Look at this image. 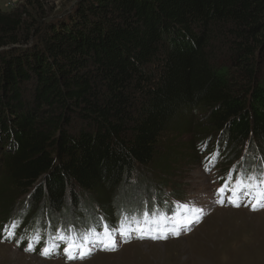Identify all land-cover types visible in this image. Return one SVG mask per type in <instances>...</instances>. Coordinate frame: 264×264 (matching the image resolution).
I'll return each instance as SVG.
<instances>
[{
  "label": "trees",
  "instance_id": "trees-1",
  "mask_svg": "<svg viewBox=\"0 0 264 264\" xmlns=\"http://www.w3.org/2000/svg\"><path fill=\"white\" fill-rule=\"evenodd\" d=\"M17 1L0 11V218L33 226L29 242L53 237L78 191L107 205L138 173H169L172 131L218 136L227 165L264 157V0H73L36 22L41 0ZM81 213L63 231L77 242L117 223Z\"/></svg>",
  "mask_w": 264,
  "mask_h": 264
},
{
  "label": "rangeland",
  "instance_id": "rangeland-1",
  "mask_svg": "<svg viewBox=\"0 0 264 264\" xmlns=\"http://www.w3.org/2000/svg\"><path fill=\"white\" fill-rule=\"evenodd\" d=\"M72 1L41 0L39 1L41 5L32 1L27 9L35 22L40 17L55 21L60 18L58 13L61 10L70 8ZM21 6L24 4L17 0H0L2 13L11 14L17 9L20 10ZM25 90L27 93L25 92L24 95L29 99L32 95V87L28 86ZM191 115L197 123L200 113L197 114L198 116L195 113ZM180 124L184 125L183 122ZM177 135H180L179 139H175ZM217 137L214 135L210 139L204 138L205 141L196 145L191 130L185 129L180 134L176 130L169 133L164 147L175 149L179 155L178 161L172 162L169 173H161L158 169L138 173L140 177L137 176L132 183L134 186L129 188L132 196H128L127 193L123 196L126 190L123 188L117 193V198H113L107 205H102L89 194L78 191L82 196L83 205L71 208L67 213L62 210V216L56 217L57 226L53 227L52 241L58 247L62 245L63 249L56 253L52 252L48 257L41 255L40 250L44 246L38 245L40 242L35 244L34 251L25 250L30 240L29 233L33 231L32 226H23V228L18 226V232L8 236L7 232L2 233V230L12 219L0 218V264H264V207L253 211L252 205L255 204V200L248 196L240 198L239 201L241 200L242 203L236 207L230 202L236 199L231 191H225L222 197L223 203L219 202L221 197L217 195V190L225 183L224 178L231 176L234 181L242 171L247 169L242 168V164L238 166V164L225 163V156L231 145L220 142ZM259 145L261 143L257 144L258 148H260ZM257 147L251 144V148L238 146L231 150L246 153L251 149L256 150ZM262 147L264 148L263 145ZM250 154L256 155V153ZM238 159L241 158L238 157ZM248 164V173L264 174V157L261 155H257L253 161H248ZM162 178H165L166 184L159 191L158 183L154 184V182ZM229 187L231 188L232 185ZM260 189H264V184L260 185ZM159 201L162 203L156 204ZM183 205L201 209L202 212L198 214L200 220H194L191 223L188 219L193 218V213L185 216L183 222L186 224L182 225L180 235L169 232L167 238L140 239L136 232H132L125 241L118 234L117 228V231L112 232V238L117 245L114 251L96 249L90 256L80 261L60 256L65 254V244L61 242L59 236H63L64 230L76 227L74 218L82 214L86 206L91 207L95 218L96 215L100 219L110 214L111 221H117L118 224L122 222L125 226L129 224L134 226L137 217L143 221V213L146 211L165 213L169 220L165 222L161 219L159 226L161 228L168 226L167 228L172 229L176 227L172 217L179 213L178 219L184 217L186 213L182 208ZM21 210L22 205L17 204V213ZM119 212V221L117 218L113 220L112 215L116 216ZM62 222L65 224L62 225ZM104 224L99 229L103 228ZM21 229L26 232L25 236L20 237ZM104 229L105 227L103 231ZM134 234L137 238L132 237ZM162 234L155 231L151 233L154 236ZM40 238L44 241L46 234L42 233Z\"/></svg>",
  "mask_w": 264,
  "mask_h": 264
},
{
  "label": "snow or ice",
  "instance_id": "snow-or-ice-1",
  "mask_svg": "<svg viewBox=\"0 0 264 264\" xmlns=\"http://www.w3.org/2000/svg\"><path fill=\"white\" fill-rule=\"evenodd\" d=\"M225 183L221 186L220 189L217 190V195L221 197L219 200L220 203H223V194L225 191H231L233 196L236 197L235 200H230V202L239 207V199L245 196L251 197L255 200V204L252 205V210L255 211L261 205H264V189H260V185L264 184V174H257L255 172L248 173L247 170L242 171L236 179L233 181L231 176L224 178ZM229 185H232L230 188ZM182 208L186 212L193 213V218H195L200 212L201 209L189 208L188 205H183ZM179 213L175 214L172 217V220L176 222V227L169 229L167 227L161 228L159 226V222L161 219L167 222L169 217L165 213H157V212H144L143 213V221L137 217L134 222V226L129 224L125 226L123 223L119 225L118 234L127 240V238L131 235L132 232H136L138 234V238H167V234L169 232L179 235L180 230L183 225V220L185 217H180L177 219ZM126 219V218H125ZM188 222L191 223V219H188ZM18 225L15 223L12 224V228H16ZM91 235L85 234L80 238V242L77 243L75 239L59 236L61 242L65 244L64 252L65 255L69 259H85L91 255L93 250L99 249L104 251H114L116 250V242L112 238V232L117 231L116 227L109 229L105 227L104 232L94 233L92 230H89ZM155 231L158 233H163L161 236H154L151 233ZM10 235H15L14 231L10 233ZM57 245L53 243L51 246L45 243V246L41 248V255L48 257L52 254V252L56 249ZM26 251H34L35 247L32 242L28 243V247L25 249Z\"/></svg>",
  "mask_w": 264,
  "mask_h": 264
},
{
  "label": "bare ground",
  "instance_id": "bare-ground-1",
  "mask_svg": "<svg viewBox=\"0 0 264 264\" xmlns=\"http://www.w3.org/2000/svg\"><path fill=\"white\" fill-rule=\"evenodd\" d=\"M33 227V226H32Z\"/></svg>",
  "mask_w": 264,
  "mask_h": 264
}]
</instances>
